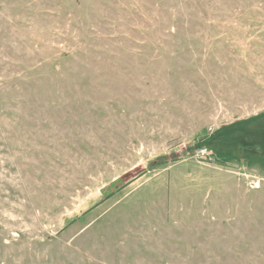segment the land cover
<instances>
[{"label": "rangeland", "instance_id": "obj_1", "mask_svg": "<svg viewBox=\"0 0 264 264\" xmlns=\"http://www.w3.org/2000/svg\"><path fill=\"white\" fill-rule=\"evenodd\" d=\"M0 264H264V0H0Z\"/></svg>", "mask_w": 264, "mask_h": 264}, {"label": "built area", "instance_id": "obj_2", "mask_svg": "<svg viewBox=\"0 0 264 264\" xmlns=\"http://www.w3.org/2000/svg\"><path fill=\"white\" fill-rule=\"evenodd\" d=\"M206 153H207L206 149H202V148H200V149H197V150H196V154H197V155H204V154H206Z\"/></svg>", "mask_w": 264, "mask_h": 264}]
</instances>
